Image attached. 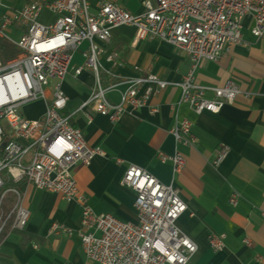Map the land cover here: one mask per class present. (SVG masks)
Returning <instances> with one entry per match:
<instances>
[{
  "label": "built area",
  "instance_id": "built-area-1",
  "mask_svg": "<svg viewBox=\"0 0 264 264\" xmlns=\"http://www.w3.org/2000/svg\"><path fill=\"white\" fill-rule=\"evenodd\" d=\"M142 7L143 12L135 15L104 2L92 14L86 0L29 2L20 9L8 8L0 0V43L16 50L13 57L0 51V237L6 228L23 231L28 220L23 206L24 190L9 186L11 182L76 202L81 208L76 234L91 262L188 264L195 255V243L177 227L187 206L173 183L165 185L148 171L126 165L121 185L135 194V223L96 213L80 194L73 177L75 167L89 166L96 156L105 153L87 146L81 131L62 113L68 101L62 90L70 72L67 60L84 42L88 44L82 53L84 64L75 67L73 75L77 77L87 68L94 75L95 85L78 111L90 107L111 122H119L124 115L146 106L167 85L154 76L121 78L103 85L104 70L99 63L102 48L95 41L106 44L113 29L132 27L135 40L164 41L188 57L190 71L179 85L180 101L197 115L217 114L224 105L234 102L236 85L227 81L209 89L194 82V71L201 61H217L231 45L239 44L246 19L252 22V36L264 37V0H144ZM43 11L53 17L52 22L41 20ZM115 58L109 55L106 61L113 63ZM106 74L112 76L109 71ZM118 89L119 100L111 103L107 95ZM38 101L45 103L43 115L37 119L25 117L22 108ZM191 126L189 121L181 120L170 133L176 141L193 145L196 139ZM228 153L227 146L219 145L211 164L219 166ZM157 158L161 163H171L174 176L181 173L186 163L178 153L170 156L159 151ZM116 163L124 161L117 159ZM237 200L238 195L232 193L229 203L236 206ZM6 204L9 206L4 209ZM73 232L56 223L50 228L52 234ZM224 238V234H211L210 248L222 251ZM244 244L251 243L246 239Z\"/></svg>",
  "mask_w": 264,
  "mask_h": 264
},
{
  "label": "crops",
  "instance_id": "crops-1",
  "mask_svg": "<svg viewBox=\"0 0 264 264\" xmlns=\"http://www.w3.org/2000/svg\"><path fill=\"white\" fill-rule=\"evenodd\" d=\"M52 0H2L4 6L20 9L29 2ZM89 11L97 13L104 2L113 3L131 14L143 12L144 0H86ZM43 22L53 17L42 13ZM250 19L244 21L242 41L231 45L217 61L203 60L194 71V82L206 88L232 81L238 93L231 104L217 114H195L180 101V83L190 71L188 57L172 45L157 39L135 40V29L128 26L112 30L110 41L102 44L99 63L104 86L118 79L154 76L164 81V89L133 114L113 123L88 107L79 112L87 100L95 78L85 68L75 77L73 69L84 64V42L72 54L70 74L62 83L68 98L62 113L78 128L89 147H98L105 156H96L89 166L77 165L73 177L87 204L98 214H109L124 222H136L135 194L121 185L127 164L136 165L165 185L179 190L187 211L177 227L197 247L188 264H264V37L255 38ZM115 55L113 63L107 56ZM109 71L112 76L106 74ZM143 89V87L140 89ZM107 95L117 103L119 92ZM51 98V90L47 91ZM208 97L211 94L208 93ZM155 109V112L151 110ZM25 117L40 118L45 110L42 101L22 108ZM181 120L189 121L196 142L187 145L170 133ZM229 148L223 162L215 167L211 159L219 145ZM180 154L186 163L174 176L170 162L161 163L158 152ZM117 159L124 164L116 163ZM23 206L28 220L23 232L10 233L0 241V264H97L89 261L76 234L81 208L60 196L33 187L23 189ZM238 195L237 205L229 198ZM56 223L74 231L71 235L50 233ZM211 234H224V249L213 251L208 243ZM250 241L245 245L244 240Z\"/></svg>",
  "mask_w": 264,
  "mask_h": 264
},
{
  "label": "trees",
  "instance_id": "trees-1",
  "mask_svg": "<svg viewBox=\"0 0 264 264\" xmlns=\"http://www.w3.org/2000/svg\"><path fill=\"white\" fill-rule=\"evenodd\" d=\"M0 51L6 55V56H10L13 57V55H15L16 50L14 49L13 46H11L10 44H7L5 42H1L0 43ZM9 186H15L18 187L19 189L23 190L24 187L23 185H13L11 182L8 184ZM10 233H19L22 237L24 238H28L30 239L31 237L29 235H27L25 232L23 231H16V230H10V228H6L5 231L2 233L1 237H0V241H2L4 238H6Z\"/></svg>",
  "mask_w": 264,
  "mask_h": 264
},
{
  "label": "rangeland",
  "instance_id": "rangeland-1",
  "mask_svg": "<svg viewBox=\"0 0 264 264\" xmlns=\"http://www.w3.org/2000/svg\"><path fill=\"white\" fill-rule=\"evenodd\" d=\"M42 17H43V15H42ZM42 17H41V18H42ZM43 18H44V17H43ZM44 19H46V18H44ZM41 20H42V19H41ZM69 74H70V73H68L67 76H69ZM22 111H23V110H22ZM8 199H10V201H12V199H11L10 197H8ZM7 206H9V204H6L5 206H3L4 209H7Z\"/></svg>",
  "mask_w": 264,
  "mask_h": 264
},
{
  "label": "bare ground",
  "instance_id": "bare-ground-1",
  "mask_svg": "<svg viewBox=\"0 0 264 264\" xmlns=\"http://www.w3.org/2000/svg\"><path fill=\"white\" fill-rule=\"evenodd\" d=\"M71 60H67V69H70Z\"/></svg>",
  "mask_w": 264,
  "mask_h": 264
}]
</instances>
